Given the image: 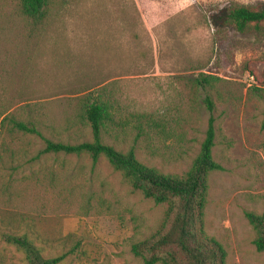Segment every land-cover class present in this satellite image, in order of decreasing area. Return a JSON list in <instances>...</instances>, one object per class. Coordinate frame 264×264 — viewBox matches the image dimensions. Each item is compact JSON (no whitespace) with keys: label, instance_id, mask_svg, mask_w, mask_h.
<instances>
[{"label":"rangeland","instance_id":"374dc122","mask_svg":"<svg viewBox=\"0 0 264 264\" xmlns=\"http://www.w3.org/2000/svg\"><path fill=\"white\" fill-rule=\"evenodd\" d=\"M19 4L0 0V112L53 140L90 141L78 99L100 93L114 115L103 143L182 176L204 139L210 94L220 170L208 176L203 231L225 264H264L246 218L264 215V24L244 34L224 24L229 7L262 10L264 0H68L33 24ZM199 75L219 79L215 89L192 95ZM16 137L29 151L12 162L0 148V264H26L7 234L29 235L58 264H142L131 247L158 230L165 206L103 157L32 160L42 142ZM12 140L0 132V147Z\"/></svg>","mask_w":264,"mask_h":264},{"label":"trees","instance_id":"16d2710c","mask_svg":"<svg viewBox=\"0 0 264 264\" xmlns=\"http://www.w3.org/2000/svg\"><path fill=\"white\" fill-rule=\"evenodd\" d=\"M68 0H20L19 13L30 23H43L51 9L63 7ZM224 24L238 34L251 29L258 30L264 24V9L254 10L243 6H231L226 10ZM219 81L216 77L199 75L190 80V91L207 92L215 89ZM208 114L204 139L190 168L182 175L162 174L152 167L142 164L133 151L122 153L103 143L102 135L109 133L114 123L112 104L102 94L86 95L78 99L82 119L91 134L90 141L67 143L53 140L38 130V125L22 122L8 114V109L0 112V132L15 139L12 143L1 144V150L12 162L23 160L29 145L16 142V136H31L42 142V148L32 160L49 157L90 158L95 164L103 157L113 170L119 172L133 191L156 205H164L165 212L158 230L149 238L132 245L131 252L140 258L142 264H225V251L215 240L203 231V210L206 203L208 176L220 170L214 161L212 151L216 138L215 103L209 94L203 100ZM141 118H146L144 115ZM146 122L153 124L152 119ZM14 145V146H13ZM20 158V159H19ZM4 161V157H0ZM255 237L253 245L257 252H264V215L246 214ZM3 240L21 251L26 264H58L60 258H45L27 234H7Z\"/></svg>","mask_w":264,"mask_h":264}]
</instances>
